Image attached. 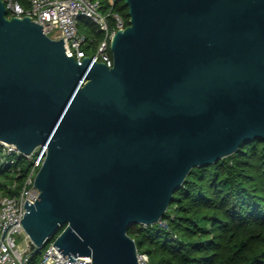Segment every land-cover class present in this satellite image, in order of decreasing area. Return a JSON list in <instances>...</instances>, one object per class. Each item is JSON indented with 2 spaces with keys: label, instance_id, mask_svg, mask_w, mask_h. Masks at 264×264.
<instances>
[{
  "label": "water",
  "instance_id": "95a60500",
  "mask_svg": "<svg viewBox=\"0 0 264 264\" xmlns=\"http://www.w3.org/2000/svg\"><path fill=\"white\" fill-rule=\"evenodd\" d=\"M124 2L108 67L0 0V142L47 146L20 221L34 254L54 239L69 261L138 264L131 225L158 223L192 168L264 140V0Z\"/></svg>",
  "mask_w": 264,
  "mask_h": 264
},
{
  "label": "trees",
  "instance_id": "16d2710c",
  "mask_svg": "<svg viewBox=\"0 0 264 264\" xmlns=\"http://www.w3.org/2000/svg\"><path fill=\"white\" fill-rule=\"evenodd\" d=\"M16 1L28 7L29 0ZM113 11L129 25L124 0H116ZM90 33L97 45L102 34L91 26ZM29 167L22 157L0 165V191L13 193L7 187L20 184ZM159 222L128 228L151 264H264V140L192 168Z\"/></svg>",
  "mask_w": 264,
  "mask_h": 264
},
{
  "label": "built area",
  "instance_id": "2783aa9c",
  "mask_svg": "<svg viewBox=\"0 0 264 264\" xmlns=\"http://www.w3.org/2000/svg\"><path fill=\"white\" fill-rule=\"evenodd\" d=\"M2 1L7 11V18L29 17L42 27L44 34L50 39L64 40L66 56H72L79 64L85 57H89L93 62L112 66L110 41L117 30L126 27L122 17L113 11L116 0H105V3L102 0H29L27 8L21 6L16 0ZM104 9H109L110 12L105 13ZM83 18L88 20L89 25L96 32L102 34L97 45L94 44V39L80 32L79 23ZM110 19L113 26L110 25ZM85 82L84 78L80 85ZM46 153V145H39L29 155H24L14 144L0 142V165H13L20 157L30 164L22 182L19 184L15 180L7 187L13 193L0 191V264H30L31 262L30 239L20 221L26 211L24 207L26 200L33 204L39 196V190L34 185V177ZM17 234L24 235L26 248H19L16 244ZM53 245L54 239L42 249L36 264H92L90 257L79 256L76 260L69 261V258H64ZM136 254L138 264H151L147 253L137 250Z\"/></svg>",
  "mask_w": 264,
  "mask_h": 264
},
{
  "label": "rangeland",
  "instance_id": "374dc122",
  "mask_svg": "<svg viewBox=\"0 0 264 264\" xmlns=\"http://www.w3.org/2000/svg\"><path fill=\"white\" fill-rule=\"evenodd\" d=\"M105 13H109V9H104L103 10ZM88 20L83 18L80 20L79 23V30L80 32L84 33L88 38H90L91 33H90V26H88ZM93 53V52H92ZM22 182V181H21ZM16 244L19 246V248H26V241L24 239V235L22 234H17L15 236ZM31 253V262L30 264H36L38 262V259L42 253V250H40L37 254Z\"/></svg>",
  "mask_w": 264,
  "mask_h": 264
}]
</instances>
